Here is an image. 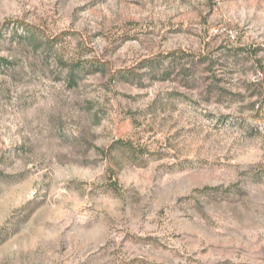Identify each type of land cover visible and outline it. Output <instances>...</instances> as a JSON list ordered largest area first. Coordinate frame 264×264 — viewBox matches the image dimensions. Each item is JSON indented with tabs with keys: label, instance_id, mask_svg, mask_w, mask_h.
<instances>
[{
	"label": "rangeland",
	"instance_id": "obj_1",
	"mask_svg": "<svg viewBox=\"0 0 264 264\" xmlns=\"http://www.w3.org/2000/svg\"><path fill=\"white\" fill-rule=\"evenodd\" d=\"M0 264H264V0H0Z\"/></svg>",
	"mask_w": 264,
	"mask_h": 264
}]
</instances>
